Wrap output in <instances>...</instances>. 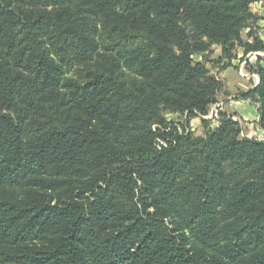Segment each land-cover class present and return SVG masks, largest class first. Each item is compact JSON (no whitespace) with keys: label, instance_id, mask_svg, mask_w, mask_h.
<instances>
[{"label":"trees","instance_id":"1","mask_svg":"<svg viewBox=\"0 0 264 264\" xmlns=\"http://www.w3.org/2000/svg\"><path fill=\"white\" fill-rule=\"evenodd\" d=\"M251 3L0 0V264H264V140L187 131L205 55L264 51Z\"/></svg>","mask_w":264,"mask_h":264},{"label":"crops","instance_id":"2","mask_svg":"<svg viewBox=\"0 0 264 264\" xmlns=\"http://www.w3.org/2000/svg\"><path fill=\"white\" fill-rule=\"evenodd\" d=\"M251 1V12L257 18L256 23L253 25V31L255 36L259 37L264 44V0ZM249 31L250 28H247L242 32V39L247 43H252L253 39L248 36ZM212 51L213 56H211L213 58L218 59L222 56V49L220 46H214ZM248 54L245 52L244 48L237 47L235 58L231 61H224L216 65L215 68L209 69L223 85V88L217 95V103L215 104L222 105L221 115H227L232 120L240 123L245 138L262 141L264 140V129L260 124L259 112L254 107L252 99L243 97V95L252 88L250 87L249 81L243 79L239 74L240 63ZM199 59L201 60L202 57L199 56ZM258 62H260L261 65L264 64L261 59H259ZM251 64L255 65L256 60L253 59ZM241 85H245L247 89L241 87ZM213 106H211V108ZM180 116V114H176V118ZM168 120L170 121V117H168ZM201 120L202 119L199 117L192 119L190 126L196 125V127H201Z\"/></svg>","mask_w":264,"mask_h":264},{"label":"built area","instance_id":"3","mask_svg":"<svg viewBox=\"0 0 264 264\" xmlns=\"http://www.w3.org/2000/svg\"><path fill=\"white\" fill-rule=\"evenodd\" d=\"M255 59L256 60V64L257 65L258 63V60L261 59V61L264 62V52H260V51H257V52H251L249 53L245 59H243L240 63V69H239V74L240 76L249 81L250 82V87L251 88H255L256 86L259 85L260 83V78L259 76L256 74V73H253V72H249L247 70V66L248 64H251V61ZM258 62V63H257ZM241 87L243 88H246L245 85H241ZM221 110H222V105H214L208 112L207 115L205 116H200L199 118L200 119H205L207 121H212V122H216V123H219L220 121V115H221ZM188 132H192L193 129H187ZM242 134H243V131H242ZM161 145L163 146H166L165 143L163 142H160Z\"/></svg>","mask_w":264,"mask_h":264},{"label":"rangeland","instance_id":"4","mask_svg":"<svg viewBox=\"0 0 264 264\" xmlns=\"http://www.w3.org/2000/svg\"><path fill=\"white\" fill-rule=\"evenodd\" d=\"M213 54V51L210 53V54H206L205 56V59H204V61L206 60V59H209L208 60V62H207V67H208V69L209 68H215V66L216 65H219V64H217V63H215L216 62V60H217V58L215 59V58H213L212 55ZM212 55V56H211ZM195 56H198V57H195ZM194 56V60L196 61V62H202L203 61V55H195ZM199 56H201L202 57V59L200 60L199 59ZM212 57V58H211ZM215 57V56H214ZM212 59V60H211ZM264 65V64H263ZM211 72V71H210ZM211 74H213L212 72H211ZM214 75V74H213ZM250 83V82H249ZM252 103H253V105H254V107L258 110L259 109V107H260V104L256 101V100H253L252 99ZM211 109V108H210ZM259 112V111H258ZM172 115V116H171ZM168 117H170V121L171 122H174V123H178V125H183L184 124V119L182 118V116H180L179 118H176V114H173V113H167V119H168ZM220 119H221V116H220ZM210 122V127L211 128H215V127H217L218 126V124L219 123H216V122H212V121H209ZM220 122V121H219ZM191 125V124H190ZM190 125H188V129L190 130V129H194V131H192V133L194 134V135H196V136H200V135H204V133H205V131H206V128H205V126H203L202 124H201V127H196V125H194V126H190ZM242 137H244V135L242 134ZM245 138V137H244ZM263 141V140H262Z\"/></svg>","mask_w":264,"mask_h":264}]
</instances>
